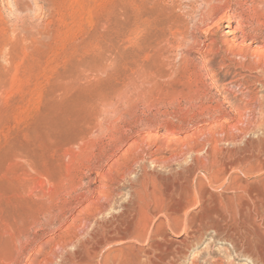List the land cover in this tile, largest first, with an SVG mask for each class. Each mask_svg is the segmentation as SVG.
Masks as SVG:
<instances>
[{
  "label": "rangeland",
  "instance_id": "obj_1",
  "mask_svg": "<svg viewBox=\"0 0 264 264\" xmlns=\"http://www.w3.org/2000/svg\"><path fill=\"white\" fill-rule=\"evenodd\" d=\"M263 1H222L219 13L226 14L214 37L218 42L213 54L205 58L203 53L178 43L183 34L187 40L209 39L200 27L206 22L202 23L198 14L201 0H0V264L37 262L59 235L56 229L72 212L86 215L95 210L96 203L109 207L98 219L113 213L127 214L129 220L135 218L134 234L146 223L163 221L168 240H160L165 247L174 249L168 264H264L260 261L264 257V74L251 61L228 54L221 43L235 41L246 50L263 46L264 29L245 44L227 32L231 29V12L235 15L234 25L246 15L254 23L263 24ZM214 21L211 18L208 22L212 25ZM224 56L223 64L220 60ZM209 70L219 72L217 80H213ZM232 80L241 86L228 83ZM121 88L128 95L115 98L113 95L124 91ZM106 97H114L112 103L123 105L127 113L114 115ZM148 121L160 136L175 133L185 144L194 141L204 154L210 151L212 159L215 152L219 160L233 158L231 162L236 165L229 171L232 176L214 181V174L222 169L217 157V161L213 159L211 163L210 159L208 163L211 171L200 164L198 171H191L187 165L196 157L194 154H201L202 158L201 151L162 165L152 162L155 148H148L139 155L143 159L138 157L135 163V158L126 154L127 143L138 137ZM121 136L129 139L123 143ZM62 144L66 152L61 149ZM238 155L244 157L238 159ZM156 156L170 157L171 153L163 151ZM120 160L126 161L124 167ZM193 172L195 176L190 174ZM184 178L187 181L182 182ZM199 178L205 181L204 185ZM194 182L201 185L193 186ZM101 186L112 190V205L108 206L105 195H100L104 192ZM97 194L102 197L99 202ZM80 204L84 205V212ZM153 208L172 212L178 208L181 212L175 213L177 217H164L158 211L152 219L147 218ZM215 208L222 209L220 215ZM217 225H228L234 231L227 235L217 231ZM198 227L202 231H196ZM50 229L57 231L56 235ZM237 238L246 243V251L234 245ZM145 242L116 245L112 251L125 264H137L138 257L146 261L143 248L149 245ZM40 248L44 251L38 252ZM120 248H124L123 252L118 251ZM28 259L35 261L30 263ZM62 261L57 258L54 264ZM67 261L63 264H72Z\"/></svg>",
  "mask_w": 264,
  "mask_h": 264
},
{
  "label": "bare ground",
  "instance_id": "obj_2",
  "mask_svg": "<svg viewBox=\"0 0 264 264\" xmlns=\"http://www.w3.org/2000/svg\"><path fill=\"white\" fill-rule=\"evenodd\" d=\"M184 1V0H183ZM220 1V2H219ZM222 1H224V0H201V2H202V5H200V6H202V7H200V13H198V14H200L201 15V19H200V21L202 22V23H204L205 21V24L203 25L202 24V26L200 25V27H202L201 29H203L204 30V33H205V35L207 36V37H209V39H206V38H202V40H200V39H198L197 37H194V39H192V40H187V37H186V35H181V34H179V35H181V37L179 38V36H178V43H179V45L181 46V45H184L186 48H191V49H193L194 51H198V52H201V53H203L204 54V56H205V58H208L209 56H211L212 54H213V52L215 51V48H216V44H217V40L214 38L215 36H216V33H217V28H219L221 25H222V23H223V21H224V18H225V14L226 13H219V10H220V8H221V5H222ZM226 1V0H225ZM235 2V1H234ZM264 2V1H263ZM249 3V2H248ZM243 4V3H242ZM264 5V3L262 4V6L261 7H264L263 6ZM226 7V6H225ZM241 7V6H240ZM246 7V6H245ZM258 8H260V7H258ZM187 9V8H186ZM227 9V8H226ZM261 9V8H260ZM197 10V9H196ZM222 10H223V8H222ZM232 13V12H231ZM231 13H229L228 14V19H229V23H228V27H230L231 29H229L227 32L228 33H234V37L236 38V39H241L242 40V43L243 44H245L248 40H250V39H255V37L259 34V33H256V32H259V31H262L263 29H264V23L263 24H256V23H254V21L252 22L251 20H250V18L249 17H247L248 15H246V17L243 19L242 18V21H239L238 23H237V25H234L233 24V19H234V17H235V15L234 14H231ZM245 15V14H244ZM244 17V16H243ZM252 17V16H251ZM211 18H214V23L211 25L208 21L211 19ZM237 18V17H236ZM193 21V20H192ZM250 21V22H249ZM247 22H249V24L247 23ZM199 26V25H198ZM195 31V30H194ZM180 32V31H179ZM253 33L255 34V35H253ZM264 33V32H263ZM175 34V33H174ZM258 37V36H257ZM256 37V38H257ZM240 41V40H239ZM222 43V45L226 48L225 49V51H227V53L229 54H232V55H238V56H240V57H242L244 60H249V61H251V63H252V65H253V67L255 68V69H257L258 71L260 70L263 74H264V44H263V46H261L260 48H258V49H244L243 48V46H238L237 44H235V41H232V42H229V41H227V40H224L223 42H221ZM241 43V44H242ZM184 48V47H183ZM226 56H224L223 58H222V60H220V61H222L221 63H225V61H226V58H225ZM189 62V61H188ZM207 63V62H206ZM208 64V63H207ZM244 64V63H243ZM242 64V65H243ZM204 65V64H203ZM202 65V66H203ZM212 65V64H211ZM213 66V65H212ZM212 66H209L210 67V69H214ZM220 66H222V64H220ZM226 66V65H225ZM215 67V66H214ZM200 68H201V66H200ZM210 71V70H209ZM210 74H212V78H213V80H217V78L216 77H219V72H216L215 70H211L210 71ZM221 76V75H220ZM205 77V76H204ZM239 78V77H238ZM264 79V78H263ZM237 80H232V81H230V82H228V83H230V84H232V83H236L237 84ZM245 82V81H244ZM243 84V83H242ZM225 87H227V83H225V84H223ZM237 86L239 87V86H241V83H239V84H237ZM213 88V86H209V89H212ZM119 89V88H118ZM122 89V88H121ZM126 89V88H125ZM140 89H141V87H140ZM144 89V88H143ZM147 89V88H146ZM241 89V88H240ZM122 90H124V89H122ZM130 90V89H129ZM150 90V89H149ZM125 91V92H124ZM123 92L121 91V92H117L116 93V95H113L115 98H118V99H121V98H124V96H127L128 94V92H127V90H124ZM142 91V90H141ZM242 91V90H241ZM248 91V90H247ZM147 92H149V91H146V93ZM245 92V91H244ZM250 92V91H249ZM249 92H247V93H249ZM131 94V93H130ZM150 96H152V95H150ZM149 96V97H150ZM245 96V95H244ZM114 97H110L111 99L109 100L107 97V102H108V100H109V102L112 100V99H115ZM236 97V96H235ZM126 98V97H125ZM135 98V97H134ZM148 98V97H147ZM216 98V97H215ZM142 99V98H141ZM149 99V98H148ZM148 99L146 100V101H148ZM103 100H106V99H103ZM235 100V99H234ZM114 101V100H113ZM144 101V100H143ZM208 101V100H207ZM237 101V100H236ZM240 101V100H239ZM203 102V101H202ZM244 102V101H243ZM132 103H133V101H132ZM138 103V102H137ZM158 103V102H157ZM240 103V102H239ZM247 103H249V102H247ZM108 104V103H107ZM130 104V103H129ZM145 104H147V103H145ZM236 104H238V103H236ZM244 104H245V102H244ZM100 105V104H99ZM111 105V106H110ZM119 105V106H118ZM243 104H241V106H242ZM246 106L248 105V104H245ZM102 106V105H101ZM109 106H110V111L111 112H113V113H115L114 115H120V117L121 116H123L124 114H126L127 112L124 110V107H122V106H120V104H118L117 103V105L115 106L113 103H112V101H111V104H109ZM240 106V109H238L237 108V110H239V112L238 113H241V109H242V107ZM259 106V105H258ZM103 107V106H102ZM107 107V106H106ZM150 107V106H149ZM237 107H239V105H237ZM248 107V106H247ZM108 108V107H107ZM133 108V107H132ZM204 108H205V106H204ZM210 108V107H209ZM245 108V110H246V107H244ZM261 108V107H260ZM103 109V108H102ZM144 109V108H143ZM244 110V109H243ZM162 112V111H161ZM213 112V111H212ZM244 112V111H243ZM246 112V111H245ZM244 112V113H245ZM106 113V112H105ZM130 113V112H129ZM128 113V114H129ZM175 113V112H174ZM216 113V112H215ZM214 113V114H215ZM237 113V114H238ZM108 114H109V112H108ZM145 114V113H144ZM149 114V113H148ZM211 114V111H210V113H209V115ZM243 114V113H242ZM113 115V114H112ZM130 115V114H129ZM134 115V114H133ZM238 116V115H237ZM240 116V115H239ZM241 116H243L244 117V115H241ZM110 118H111V116H109ZM116 117V116H115ZM166 117V116H165ZM126 118V117H125ZM144 118V117H143ZM116 119H117V117H116ZM115 119V120H116ZM128 119H130V118H128ZM98 120V119H97ZM109 120V119H108ZM134 120V119H133ZM140 120V119H139ZM100 121V120H99ZM98 121V122H99ZM103 120H101L100 122H102ZM111 121V119L109 120V122ZM118 121V120H117ZM122 121V120H121ZM135 121H136V119H135ZM108 122V121H107ZM114 122V121H113ZM132 122V121H131ZM137 122V121H136ZM93 123V122H92ZM92 123H90V125L92 124ZM96 123V122H95ZM94 123V125H98V124H95ZM103 123V125H104V123L105 122H102ZM111 123V122H110ZM160 123V122H159ZM99 124H101V123H99ZM121 124V123H120ZM151 121L149 122H147L146 123V128L144 129V130H142V131H140L139 132V135H138V137L137 138H135V139H132V138H130L129 139V137H127V136H121V137H123L124 138V142L123 143H125L126 141H127V139H129V141H128V143H127V148H128V152L126 153V154H131L134 158H135V163L136 162H138L139 160L137 159L138 157H140L139 155L141 154V153H145L146 152V150L148 149V148H155V150H154V152H153V154H151V155H153V158H152V162H154V163H157V164H162V165H166V164H168L170 161H174V160H176V161H181V160H183L184 158H185V156L186 155H188V154H190V153H200L199 151H201V149H198V148H196V145L195 144H193L194 143V141H193V143H191L190 145L189 144H185V142L183 141V139L182 138H179V137H177L176 135H175V133L174 134H172V136H170V135H165V136H160L156 131H154L153 129H152V126H151ZM111 125V124H110ZM110 125H109V123H108V127L110 128L109 130H111V127H110ZM113 125V124H112ZM92 126V125H91ZM102 126V125H101ZM116 126V125H115ZM122 126H124V125H122ZM121 126V127H122ZM132 126V125H131ZM134 126V125H133ZM98 127H100V125L98 126ZM120 127V128H121ZM159 127V126H158ZM87 128H89L88 126H87ZM87 128H86V130H87ZM106 128H107V125H106ZM90 129H92V127L90 128ZM89 129V130H90ZM113 129V128H112ZM124 129V128H123ZM126 129H127V127H126ZM130 129V128H129ZM86 130H84V131H86ZM96 131L98 130V128H96L95 129ZM95 130H93L92 131V134L94 133V132H96ZM102 130V129H101ZM103 130H105V127H104V129ZM119 130V129H118ZM82 131H83V129H82ZM131 131V130H130ZM79 132V134L81 133V134H83L82 132H80V131H78ZM88 132V131H87ZM110 132V131H109ZM119 132V131H118ZM121 132V131H120ZM124 132V131H123ZM138 132V131H137ZM77 133V132H76ZM75 133V134H76ZM91 133V132H90ZM125 133H128L127 131L125 132ZM75 134H73L72 136L74 137V135ZM85 134H86V132H85ZM84 134V135H85ZM89 134V133H88ZM87 134V135H88ZM122 134V133H121ZM170 134V133H169ZM89 135H91V134H89ZM94 135V134H93ZM113 136H114V134H112ZM126 135V134H125ZM182 135V134H181ZM76 136H79V135H77L76 134ZM75 136V137H76ZM80 136H82V138L84 137L83 135H80ZM86 136V135H85ZM73 137H72V139H71V141L73 140ZM89 137V136H88ZM94 137V136H93ZM120 137V136H119ZM79 138V137H78ZM81 138V139H82ZM84 138H86V137H84ZM83 138V139H84ZM90 138V137H89ZM116 138V137H115ZM69 139V140H70ZM75 139H77V137L75 138ZM88 139V138H87ZM118 139V138H117ZM68 140V141H69ZM78 140V139H77ZM122 140V139H121ZM67 141V140H66ZM74 141V140H73ZM72 141V142H73ZM79 141V140H78ZM83 141V140H82ZM65 142H63V144H64ZM68 143V142H67ZM74 143H76V141H74ZM73 143V144H74ZM80 143V142H79ZM121 143V142H120ZM122 143V144H123ZM63 144H62V146H61V149H63L64 148V146H63ZM69 144H70V141H69ZM72 144V143H71ZM75 145V144H74ZM74 145H73V147H74ZM76 145H78V144H76ZM117 145V144H116ZM126 145V144H125ZM198 145V144H197ZM68 146V145H67ZM70 146H72V145H70ZM69 146V148H71ZM115 146V145H114ZM188 146V147H187ZM63 147V148H62ZM118 147V146H117ZM201 147V146H200ZM67 148V147H66ZM104 149V148H103ZM116 149V148H115ZM207 149V148H206ZM213 148L211 147V153H212V155H213V150H212ZM215 149V148H214ZM109 150V149H108ZM209 150H210V148H209ZM63 151H67V150H64L63 149ZM151 151V150H150ZM163 151H170V153H171V156L170 157H164V156H162V157H157L156 155L159 153V152H163ZM203 151H205V149L203 150ZM215 151H217V150H214V152ZM122 152H123V150H122ZM126 152V151H125ZM125 152H123V153H125ZM152 152V151H151ZM202 152V151H201ZM210 151H206V153L204 154L203 152V154L204 155H202L203 157L201 158L199 155H201V154H199V155H197V154H194L196 157L194 158V160L192 161V163L191 164H189V162L187 163V164H189V165H187V167L188 168H191V171H198V169L199 168H201V167H199L198 165L200 164V166H202V168L204 167V168H206L207 166H209L208 165V163H209V161H210V159H212V157H211V155H210V153H209ZM143 153V154H144ZM216 153V152H215ZM215 153H214V157H213V159L215 160L216 158L215 157H217L216 155H215ZM106 154V153H105ZM147 154V153H146ZM104 155V154H103ZM108 155V154H107ZM128 155V156H129ZM123 156H124V154H123ZM128 156L126 157V158H128ZM131 156V157H132ZM145 156V155H144ZM240 155H238V156H236L237 158L239 157ZM241 156H243V155H241ZM240 156V157H241ZM101 157V156H100ZM109 157H110V155H109ZM235 157V156H234ZM244 157V156H243ZM242 157V158H243ZM125 158V157H124ZM221 158V157H220ZM236 158V159H237ZM242 158H240V159H242ZM102 159V158H101ZM131 159V158H130ZM140 159H141V157H140ZM143 159V158H142ZM141 159V160H142ZM213 159H212V162L211 163H213ZM217 159H218V157H217ZM226 159H228V158H225V160L224 159H222V160H219L218 159V162L220 163V164H222V169L219 171V169H218V171H215V172H218L217 174H214L215 176H216V178L217 179H213L214 177H212L211 178V176H210V173H209V178H211V179H213L214 181H216V180H218L219 181V179L221 178V177H230V176H232L230 173H232V172H229V171H231L232 170V168H234V164L236 165V163H235V161L234 162H231V161H233V158H232V160H226ZM235 159V160H236ZM239 159V158H238ZM124 160V159H123ZM126 160H128L127 162H129L130 160H129V158L128 159H126ZM137 160V161H136ZM185 160V159H184ZM121 161V160H120ZM215 161H217V160H215ZM237 161H239V160H237ZM236 161V162H237ZM115 163L117 162V160H115L114 161ZM122 162V161H121ZM121 162H118V164L119 163H121ZM191 162V161H190ZM239 162H241V160L239 161ZM123 163V162H122ZM175 163V162H174ZM210 163V165H213V164H211ZM217 163V162H216ZM218 163V164H219ZM117 164V163H116ZM126 164V161H125V163H123V164H121V167H124V165ZM129 164V163H128ZM127 164V165H128ZM173 164V163H172ZM217 164V165H218ZM239 164V163H238ZM120 165V164H119ZM216 165V166H217ZM94 166V165H93ZM185 166V165H184ZM215 166V165H214ZM214 166H213V168H214ZM220 166V165H219ZM218 166V168H221V167H219ZM233 166V167H232ZM97 167H99V166H97ZM119 168H120V166H118ZM126 167V166H125ZM186 167V171L188 172L189 171V169ZM232 167V168H231ZM86 168V167H85ZM94 168H96V167H94ZM128 168V167H127ZM130 168V167H129ZM135 168V167H134ZM208 168V167H207ZM211 168V167H210ZM217 168V167H216ZM231 168V169H230ZM131 169H133V168H130V170L129 171H133V170H131ZM209 169V168H208ZM207 169V170H208ZM236 169V168H235ZM237 169H239V168H237ZM89 170V169H88ZM179 170V169H178ZM206 169H204V172H206L205 171ZM210 170V169H209ZM208 170V171H209ZM215 170H217V169H215ZM234 170V169H233ZM100 171V170H99ZM129 171H128V173H129ZM207 171V172H208ZM211 171V170H210ZM214 171V170H213ZM84 172V171H83ZM179 172V171H178ZM190 172V171H189ZM193 172V173H194ZM214 172V173H215ZM124 173V172H123ZM126 173V172H125ZM198 173H201V172H198ZM197 173V174H198ZM131 174V173H130ZM180 174H181V172H180ZM179 174V175H180ZM192 176L194 175L195 176V173L194 174H192V173H190ZM196 174V175H197ZM211 174H213V172L211 173ZM80 175V174H79ZM126 175V174H125ZM200 175V174H199ZM203 175H204V173H203ZM188 176V175H187ZM200 176H202V174L200 175ZM97 177V176H96ZM118 177V176H117ZM183 177H185V176H183ZM188 177H190V176H188ZM199 177V176H198ZM95 178V177H94ZM192 178V177H191ZM194 178V177H193ZM196 178V177H195ZM207 178H208V176H207ZM224 178H223V181L225 182V180H224ZM232 178V177H231ZM91 179V178H90ZM147 179V178H146ZM183 179V178H182ZM186 179H188L187 177H186ZM185 178H184V180H182V182L183 181H187ZM204 179V178H203ZM222 179V178H221ZM226 179V178H225ZM228 179V178H227ZM198 180H200V178L198 179ZM207 180V179H206ZM213 180H211V181H213ZM193 181V180H192ZM221 181V180H220ZM229 181V180H228ZM79 182V181H78ZM90 182V181H89ZM88 182V183H89ZM124 182V181H123ZM191 182V181H190ZM195 182H196V180H195ZM193 183V186H195V185H197V183ZM200 182H201V180H200ZM200 182H198L199 184V186L202 184V185H204L205 184V181H203V182H201V184H200ZM208 182V181H207ZM143 183V182H142ZM145 183V182H144ZM143 183V184H144ZM146 183H147V180H146ZM184 183H186V182H184ZM213 183V182H212ZM227 183V182H226ZM75 184H77L76 182H75ZM85 184V183H84ZM100 184V183H99ZM98 184V185H99ZM188 184V183H187ZM191 184H192V182H191ZM195 184V185H194ZM209 184H211V183H209ZM217 184V183H216ZM223 184V183H222ZM104 185V184H103ZM198 185H197V187H198ZM78 186V185H77ZM100 186V185H99ZM107 186V185H106ZM109 186V185H108ZM183 186H185V185H183ZM142 187H143V185H142ZM146 187V186H145ZM144 187V188H145ZM202 187V186H201ZM75 188V187H74ZM98 188V187H97ZM105 188V187H104ZM104 188H102V186H101V189H103L104 190V192H100V195L101 194H104L105 196H104V198L106 199V200H108L109 201V204H108V206L109 205H112L113 203H114V201H113V192H112V190L111 189H104ZM180 188V187H179ZM194 188H196V187H194ZM100 189V190H101ZM187 189V188H186ZM197 189V188H196ZM195 189V190H196ZM145 190V189H144ZM190 190V189H189ZM192 190H193V188H192ZM252 190V189H251ZM141 191V190H140ZM186 191V190H185ZM184 191V192H185ZM194 191V190H193ZM192 191V192H193ZM246 191V190H245ZM257 191V190H256ZM179 192H181V191H179ZM190 192V191H189ZM191 192V193H192ZM197 192V191H196ZM137 193H139V192H137ZM176 193H178V192H176ZM190 193V194H191ZM246 193V192H245ZM99 194V193H98ZM97 194V195H98ZM115 194V193H114ZM141 194V193H140ZM146 194H147V192H146ZM187 194H189V193H187ZM195 194V193H194ZM96 195V196H97ZM139 195V194H138ZM149 195H151V194H149ZM192 195V194H191ZM201 195H203V194H201ZM208 195V194H207ZM211 195V194H210ZM252 195V194H251ZM95 196V197H96ZM99 196V195H98ZM97 196V197H98ZM133 196V195H132ZM131 196V197H132ZM139 196H142V195H139ZM139 196H135L134 195V197H136V198H138ZM147 196V195H146ZM152 196V195H151ZM180 196V195H179ZM187 196V195H186ZM133 197V198H134ZM181 197V196H180ZM188 197V196H187ZM193 197H195V196H193ZM192 197V198H193ZM198 197V196H197ZM200 197V196H199ZM212 197V196H211ZM101 199L102 197H98L97 199L96 198H94V199H96V201H98V199ZM147 198H148V196H147ZM151 198V197H150ZM177 198H178V196H177ZM191 198V197H190ZM205 198V197H204ZM203 198V199H204ZM130 199H132V198H130ZM129 199V200H130ZM159 199V198H158ZM162 199L163 198H161V199H159V200H161L162 201ZM179 199V198H178ZM181 199V198H180ZM187 199V198H186ZM203 199L201 200V201H203ZM139 201H140V199H138ZM141 200H144V199H142V197H141ZM149 200V199H148ZM198 200H199V198H198ZM80 201V200H79ZM96 201H95V203H96ZM101 201V200H100ZM132 201H134V200H132ZM136 201H137V199H136ZM138 201V202H139ZM145 201V200H144ZM143 201V202H144ZM150 201H151V199H150ZM184 201V199L182 198V202ZM186 201H188V199L186 200ZM190 201H191V199H190ZM71 202V201H70ZM73 202V201H72ZM99 202V201H98ZM127 202H128V200H127ZM142 202V203H143ZM147 202V201H146ZM145 202V204H148V203H146ZM189 202V201H188ZM205 202V201H204ZM76 203V202H75ZM75 203H73V204H75ZM77 203H78V201H77ZM94 203V204H95ZM106 203V202H105ZM104 203V204H105ZM129 203V202H128ZM134 203V202H133ZM151 203V202H150ZM179 204H180V200H179V202H178ZM191 203H194V204H197L198 202L196 201V203H195V201L193 202H191ZM71 204V203H70ZM97 204V203H96ZM94 205V211H91L90 212V210H89V212L86 214V215H82V214H75V212H72V213H74L73 215H72V213L71 214H68V213H66L68 216L69 215H72L69 219H66L64 222H63V224H62V226L60 227V229H56V230H58V233H56V232H53L51 229V231L55 234H59L56 238H54V240L52 241V245L48 248L49 250H46V249H44L45 250V252H43L42 250H41V248L40 249H38V252H39V250H41V252H43V253H41V256L40 257H38L37 259H38V261L36 262L35 260V257H31V259L33 258V259H35V260H33V261H35V262H33L32 260H30V259H28V260H30V263H34V264H36V263H38V264H54L55 263V261H56V259L57 258H61V260H63L62 261V263L61 264H63V262H65L66 260H69V261H71V263L72 264H125L123 261H121L120 260V258H119V256L117 255V254H113V251H112V248L114 247V246H116V245H121V244H126V243H129V242H132V241H135V242H137V241H141V242H143L144 243V241H146L145 243L147 244V245H149V247H146V248H143V251H145L146 252V261H143L140 257H138L139 259H137V264H168V263H171L170 262V260L172 259V257L174 256V252L172 251V250H174L172 247H171V249L169 248V247H165V242L163 243L162 241H167L168 239H167V234H166V232L163 230V228L165 227L164 225H163V221H161V219H160V223L158 222V223H152L151 225H149V223L147 224H143L144 225V228H141V230H143V231H141V230H139V231H135L136 233L134 234L133 233V231L134 230H132L133 228H135V226H134V221L136 222V219L135 218H132V220H129V216L127 215V214H123V213H121V214H112L111 216H109V217H104V218H102V219H100V217H99V219H98V215L99 214H103L105 211H106V209H108V208H106L104 205H100L99 203L97 204V205ZM140 204V203H139ZM144 204V206L143 207H146V205ZM152 204V203H151ZM182 204V203H181ZM184 204H187L186 202L184 203ZM183 204V205H184ZM244 204V203H243ZM63 205H65V204H63ZM62 205V206H63ZM80 205H82V207L81 208H83V204H80ZM124 205H126V204H124ZM135 206L137 205V203L136 204H134ZM189 205V204H188ZM199 205V204H198ZM218 205V204H217ZM75 206V205H74ZM76 206H78V204L76 205ZM76 206H75V208H76ZM140 206V205H139ZM148 206H150V204L148 205ZM147 206V207H148ZM153 206V205H152ZM163 206H165V205H163ZM176 206V205H175ZM179 206H181V205H179ZM186 206V205H185ZM192 206V205H191ZM194 206V205H193ZM202 206V205H201ZM200 206V207H201ZM223 206V205H222ZM226 206L227 205H225L224 207L226 208ZM69 207V206H68ZM86 207V206H85ZM126 207V206H125ZM124 207V208H125ZM141 207V206H140ZM143 207H141V208H143ZM158 207H160V205L158 206ZM187 207V206H186ZM185 207V208H186ZM206 207V206H205ZM204 207V208H205ZM218 207V206H217ZM220 207V206H219ZM224 207H223V209H224ZM228 207H230V206H228ZM59 208V207H58ZM57 208V209H58ZM63 208V207H62ZM65 208V207H64ZM127 208V207H126ZM125 208V209H126ZM139 208V207H138ZM162 208V207H161ZM178 208H180V207H178ZM178 208H176V210L174 211V212H172V211H164V210H161L160 208L158 209V208H153V209H149V212L147 213L148 215H147V218H151V216H153L154 215V213H156V212H160L161 213V215L162 216H164V217H172L173 215H175V213L177 214H179V212H181V209H178ZM196 208V207H195ZM203 208V207H202ZM240 208V207H239ZM78 208H76L75 210H77ZM85 208H83L81 211L82 212H84L83 210H84ZM166 209H168V208H166ZM172 209V208H171ZM175 209V208H174ZM173 209V210H174ZM178 209V210H177ZM54 210H55V208H54ZM60 210V209H59ZM64 210V209H63ZM72 210V209H71ZM74 210V209H73ZM79 210L80 209H78V211L77 212H79ZM123 210V209H122ZM142 210H144V209H142ZM186 210V209H185ZM184 210V211H185ZM208 210V209H207ZM215 210H216V208H215ZM222 210V209H221ZM221 210L219 211V209H217L216 210V213L217 214H221ZM225 210V209H224ZM228 210V209H227ZM57 211V210H56ZM68 211V210H67ZM70 211V210H69ZM140 211H141V209H140ZM189 210H187L186 211V213L188 212ZM206 211V210H205ZM63 212V211H62ZM81 212V213H82ZM143 212H145V210L143 211ZM38 213V212H37ZM56 213V212H55ZM120 213V212H119ZM189 213V212H188ZM223 213V212H222ZM255 213V212H254ZM58 214V213H57ZM62 214V213H61ZM60 214V215H61ZM181 214V213H180ZM224 214H225V211H224ZM51 215V214H50ZM54 215V214H53ZM56 215V214H55ZM139 215V214H138ZM172 215V216H171ZM197 215V214H196ZM223 215V214H222ZM239 215V214H238ZM45 216V215H44ZM43 216V217H44ZM176 217H177V215H175ZM186 216H187V214H186ZM38 217V216H37ZM42 217V218H43ZM55 217V216H54ZM61 217V216H60ZM64 217V216H63ZM62 217V218H63ZM67 217V216H66ZM145 217H146V215H145ZM195 217V216H194ZM223 217H225L226 218V216H223ZM139 218H141L140 216H139ZM39 219V218H38ZM45 219V218H44ZM51 219V218H50ZM53 219V218H52ZM59 219V218H58ZM131 219V218H130ZM152 219V218H151ZM150 219V220H151ZM162 219H164L165 220V218H162ZM43 220V219H42ZM49 220V219H48ZM62 220H64V219H62ZM134 220V221H133ZM153 220H154V218H153ZM167 220H169V219H167ZM228 220V219H227ZM37 221V220H36ZM39 221H40V219H39ZM55 221V220H54ZM140 221V220H139ZM142 221V220H141ZM152 221V220H151ZM150 221V222H151ZM169 221H171V219L169 220ZM173 221V220H172ZM176 221H178V220H176ZM182 221H183V219H182ZM225 221V220H224ZM42 222V221H41ZM48 222V221H47ZM60 222V221H59ZM148 222V221H147ZM154 222V221H153ZM181 222V221H180ZM179 222V223H180ZM184 222H186V221H184ZM199 222V221H198ZM52 223V222H51ZM169 223H171V224H173L172 222H169ZM228 223V222H227ZM226 223V224H227ZM247 223V222H246ZM139 224H142V223H139ZM175 224V223H174ZM218 224V223H217ZM229 224V223H228ZM51 225H53V224H51ZM56 225V224H55ZM55 225H53V226H55ZM136 225V224H135ZM143 225H141V226H143ZM185 224L183 223V226H184ZM216 225V224H215ZM33 226H35V225H33ZM52 226V227H53ZM164 226V227H163ZM170 226V225H169ZM176 226V225H175ZM175 226H173V227H175ZM45 227V226H44ZM51 227V226H50ZM49 227V228H50ZM137 227V226H136ZM167 227V226H166ZM172 227V228H173ZM197 227V226H196ZM202 227V226H201ZM201 227L199 228H197V230L196 231H202L201 230ZM48 228V227H47ZM139 228V227H138ZM137 228V229H138ZM170 228H171V226H170ZM169 228V229H170ZM36 229V228H35ZM46 229V228H45ZM166 229V231H167V228H165ZM185 229V228H184ZM196 229V228H195ZM216 229H217V231H221V232H224V233H226L227 235L229 234H231L232 233V231H234V230H232L231 228H230V226H226V227H224V228H221L219 225H217V227H216ZM49 230V231H50ZM172 230V229H171ZM49 231L47 232V234L49 233ZM51 231H50V233H51ZM216 231V232H217ZM36 232V231H35ZM53 234V235H54ZM55 234V235H56ZM197 234V233H196ZM196 234H194V235H196ZM27 235V234H26ZM36 235V234H35ZM43 235V234H42ZM53 235L52 236H49V237H53ZM32 236V235H31ZM38 236V235H37ZM37 236H35V237H37ZM45 236V235H44ZM47 236V235H46ZM46 236H45V238H46ZM236 236V235H235ZM34 237V238H35ZM40 237H42V236H40ZM47 238L48 240V242H47V244H49V239L50 238ZM28 238H30V237H28ZM33 238V237H32ZM38 239V238H37ZM160 239H162V241L160 240ZM31 240V239H30ZM35 240H36V238H35ZM42 240V239H41ZM40 239H39V241H41ZM51 240H52V238H51ZM144 240V241H143ZM26 241H28V240H26ZM39 241H38V243H39ZM150 241H152V243H150ZM181 241V240H180ZM34 242V241H33ZM234 245L236 246V247H240L243 251H246L247 250V245H246V243H244L243 241H240L238 238L237 239H235L234 240ZM37 243V242H36ZM24 244V243H23ZM33 244H35V243H33ZM44 244V243H43ZM42 244V245H43ZM16 245V244H15ZM26 245H28L27 244V242H26ZM38 245V244H37ZM34 246V245H33ZM32 246V247H33ZM39 246V245H38ZM45 246V245H44ZM28 247H30V246H28ZM31 247V248H32ZM42 247V246H41ZM25 248V247H24ZM36 248V247H35ZM70 248L72 249V250H70ZM18 249V248H17ZM30 249V248H29ZM42 249H43V247H42ZM123 250H124V248H120L118 251H122L123 252ZM175 250H178V249H175ZM18 251V250H17ZM26 251H28V248H27V250ZM31 251V250H30ZM33 251V250H32ZM31 251V254L33 253ZM35 251V250H34ZM36 251H37V249H36ZM35 251V252H36ZM115 251V250H114ZM141 251V250H140ZM24 252V251H23ZM38 252L35 254V255H37L38 254ZM179 252V251H178ZM30 253V252H29ZM33 255V254H32ZM34 255V256H35ZM39 255V254H38ZM37 255V256H38ZM142 255V254H141ZM182 255V254H181ZM27 256H29V255H27ZM29 258V257H28ZM129 258V257H128ZM27 259V258H26ZM155 259H156V261H155ZM28 260H26V261H28ZM69 261H67V262H69ZM260 261L262 262V263H264V257L263 256H261L260 257ZM29 262V261H28ZM32 263V264H33ZM136 263V262H135ZM68 264V263H67Z\"/></svg>",
  "mask_w": 264,
  "mask_h": 264
}]
</instances>
